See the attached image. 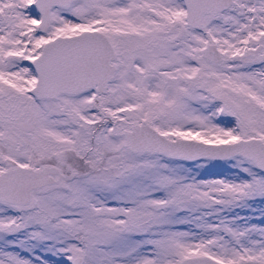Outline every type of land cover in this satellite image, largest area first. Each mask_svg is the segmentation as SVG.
I'll return each instance as SVG.
<instances>
[{"label":"snow or ice","instance_id":"snow-or-ice-1","mask_svg":"<svg viewBox=\"0 0 264 264\" xmlns=\"http://www.w3.org/2000/svg\"><path fill=\"white\" fill-rule=\"evenodd\" d=\"M258 204L264 0H0V264H264Z\"/></svg>","mask_w":264,"mask_h":264},{"label":"rangeland","instance_id":"rangeland-1","mask_svg":"<svg viewBox=\"0 0 264 264\" xmlns=\"http://www.w3.org/2000/svg\"><path fill=\"white\" fill-rule=\"evenodd\" d=\"M228 176L230 173L228 172V166L223 162L215 161L210 162L207 166V170L201 169V176L205 179H213L219 178L220 176ZM264 205H257V207H261ZM258 218V217H257Z\"/></svg>","mask_w":264,"mask_h":264}]
</instances>
